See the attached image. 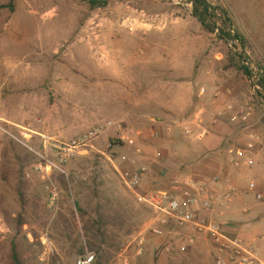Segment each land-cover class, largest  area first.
<instances>
[{
	"label": "rangeland",
	"instance_id": "374dc122",
	"mask_svg": "<svg viewBox=\"0 0 264 264\" xmlns=\"http://www.w3.org/2000/svg\"><path fill=\"white\" fill-rule=\"evenodd\" d=\"M217 5L231 12L245 39L244 49L264 65V0H219ZM0 43H10L9 73L13 76L0 94L5 95V102H12L10 112L14 117L13 109L25 106L35 122L39 109L54 104L56 113L65 117V109L70 106L67 112L78 118L77 126L67 136L48 133L52 138L70 141L111 120L123 121L122 134L136 140L135 146H129L118 138L116 127L109 128L93 141L88 154L76 155L70 161L66 175L53 172L52 180L60 191L57 213L50 207V181L40 168V158L0 133L8 139L4 145L10 144L4 150L0 148V208L10 211L4 215L0 210V264H15L16 247L26 264H52L53 259L58 264H72V253L80 249L83 239L76 201L90 213L95 211L99 197L91 188L96 177L99 192L115 201L120 198L132 213L119 232H133L110 264H117L122 257L131 264H214L210 254L213 247L204 238L189 254L162 255L157 251L159 240L147 235L146 254L137 257L135 238L147 227L150 213L136 192L167 189L174 179L228 170L243 194L253 180L264 189V101L240 69L242 57L231 42L205 30L193 14L169 0H108L106 7L95 9L89 0H0ZM15 43L28 44L23 48ZM77 62L85 65L87 73L81 74ZM203 87L206 93L201 95ZM190 89L192 98L185 105ZM216 89L223 93L221 99H215ZM228 100L247 107L251 113L249 128L240 131L229 127L217 155L224 159L226 148L245 147L247 135L253 132L261 137L255 154L246 153L247 157L255 156L254 167L229 169L227 162H219L204 145L185 142L180 132L173 138H150V115L171 126L195 115L209 123L215 109ZM5 125L16 135L26 132L23 128L16 131L8 122ZM35 138L29 136L28 142L41 150L43 141ZM18 146L29 152L28 157L22 156L23 162L13 158L22 155ZM143 166L148 171L142 187L136 192L130 190L120 171ZM61 176L70 192L63 188ZM32 185L44 188V192H38L40 210L34 216L28 214ZM224 191L219 189L220 198ZM246 200L256 205L246 219H240ZM221 203L219 217L234 232L247 240L264 233V203L258 204L253 193L243 197L238 190L229 202ZM228 209L234 211L236 219L222 215ZM28 222L32 225L25 231ZM7 225L9 232L3 230ZM29 232L33 242L29 241ZM57 250L65 252L68 260L63 261Z\"/></svg>",
	"mask_w": 264,
	"mask_h": 264
},
{
	"label": "built area",
	"instance_id": "2783aa9c",
	"mask_svg": "<svg viewBox=\"0 0 264 264\" xmlns=\"http://www.w3.org/2000/svg\"><path fill=\"white\" fill-rule=\"evenodd\" d=\"M91 1V0H89ZM174 5L185 8L190 14L194 11L193 0H169ZM218 29L215 34L218 33ZM232 32L235 33L234 28ZM231 46L238 50L242 57V64L248 69V80L254 92L262 91L261 81L264 78V65L257 63L248 49H244L240 39L230 40ZM206 93V88L201 89V94ZM215 99H221L223 93L216 89ZM229 97V96H228ZM251 113L244 105H238L233 101H226L218 106L209 123H205L202 116L195 115L183 127V137L192 142L202 141L210 132L206 125H218L225 123L235 130H246L249 128ZM206 124V125H205ZM209 126V125H208ZM116 127L118 138L125 141L129 146H135L136 140L122 134L124 129L123 121H108L105 124L97 125L85 133L75 137L70 141H62L48 136H43L42 149L31 146L28 142V135L24 130L21 135L13 133L0 118V133L8 136L18 144L31 150L40 158V168L48 176L51 191L50 207L60 210V191L52 180L53 172L67 174V166L76 155L89 153V148L93 147V141L109 128ZM167 136L173 135V128H166ZM161 133L157 129L150 132L151 139L160 138ZM245 147L230 146L226 148L225 160L229 169H237L242 166H256L255 156L247 157L246 153H254L261 137L256 133L247 135ZM135 163V161H133ZM148 171L147 166L136 170L128 169L121 172L122 180L127 188L137 191L143 185V180ZM264 182V174L262 177ZM220 188H224V195L220 198L218 193ZM238 191L230 170L215 173L214 175L185 176L174 179L167 189H150L143 193L136 192L139 198L149 209V219L147 227L135 238V255L142 257L147 250V235L159 240V254H189L200 243L201 239L211 242L210 254L214 258V264H264L258 256L257 244L264 242V234L252 239H245L239 233L234 232L231 226L224 222L219 216L218 205L229 202ZM249 195L254 194L257 202L264 203V189L260 187V182L253 180L249 187L244 190ZM256 204L246 200L243 205L244 212L253 210ZM223 215V213H222ZM49 240V239H48ZM49 242V241H48ZM49 244H51L49 242ZM75 264H96L94 253L87 252L78 256ZM117 264H131L127 257H122Z\"/></svg>",
	"mask_w": 264,
	"mask_h": 264
},
{
	"label": "crops",
	"instance_id": "0c3cea01",
	"mask_svg": "<svg viewBox=\"0 0 264 264\" xmlns=\"http://www.w3.org/2000/svg\"><path fill=\"white\" fill-rule=\"evenodd\" d=\"M209 1L214 5H217V3L219 2V0H213V1L209 0ZM229 1L232 2L233 0H229ZM246 6H247V4H246ZM9 44L10 43H0V69L2 68V71H0V80L2 79V82H0L1 83L0 92H2L1 91L2 88L9 82V80L13 76V75H10V73H9V68H10V61H9L10 53L8 52ZM15 44L18 45L19 47L25 48L26 44H28V43H15ZM53 52L56 53L57 51H53ZM77 63L81 67V71H80L81 74L87 73V68L85 67V65L82 62H77ZM3 68H4V70H3ZM190 92H191V89L188 90V98L185 101V105H188V103L190 102V99L192 98V96H189ZM4 97H5V95H2V93H1L0 94V118L3 119L5 122H8L9 126L13 129H15L16 131H21V128L25 129L26 133L28 135L36 137L35 139L39 140V142L43 141V136L51 137L48 135V133L55 134L58 137L59 136L60 137L61 136H67L77 126V124H76L77 121H75V120L78 118L73 116V114H74L73 112L69 113V114L67 112L68 109H70V106H68L67 109H65V113H67V115L65 117L62 116V113H60V114L56 113L57 110H55V108H57V107L55 106V104L50 105V106H46L45 108L42 107L41 109H39V112L37 113L39 115L37 118V121L34 122L33 119L30 118V113L25 106L24 107H18V109H13L15 111L14 114L17 115V118L14 117L13 113L10 112V107L12 105L11 104L12 102L10 101L8 104L7 101L5 102ZM182 102L184 103L183 98H182ZM118 104H120V103H118ZM73 117L75 119H73ZM149 120H151V122H153L151 130L157 129L161 133V136L165 135L167 138H173L176 136H180V133L182 135L183 127L186 126L187 123L190 121V120L178 121L177 126H171V125H165L164 123H159V118H157L156 116L150 115ZM208 125H206V126L208 127L210 132L206 135V137L202 141L195 142V144L197 146L198 145H200V146L204 145L206 148H208L207 151L212 150L211 151L212 153L210 155L213 154L218 159L219 162H222L223 158L221 159V157H219V155H217V153H218V151H221V148H223V144H224L223 138H225V131L229 127L225 123H219L218 125H215V126L211 125V124H208ZM168 126H171L173 128V135L172 136H167V134H166V128ZM47 128H51L52 131L48 132L50 130H47ZM182 137H183V135H182ZM183 139L187 143L192 142L190 140L185 139L184 137H183ZM6 140L8 141V139L3 138V136L0 135V148H2V150H4L7 145H10L9 143H7V145H4L7 142ZM15 145H17V144H15ZM16 148L19 150V152H22V155H19L20 153H18L19 158H17L16 156H14L13 158L19 159V161L23 162V160H25V158L23 159L22 156L25 157V155H26L28 157L29 152L21 146H18ZM215 150H217V151L215 152ZM205 158L206 157H204V159ZM22 165H24V164H22ZM20 174H23V170H21ZM27 174L29 175V172H27ZM17 188L20 191V186H17ZM29 190H30V192H33V195H31V201H30V199L28 201V203H31L30 206L32 208L31 211L29 210L28 214L34 216L37 213V211L40 210V200H39L38 192L39 191L44 192V188H43V186L40 187L39 185H32V186H29ZM238 190L241 193V195H243V197L247 196V194L244 193L245 194L244 195L243 192H241L239 188H238ZM237 192H236V194H237ZM18 204H19V206H21L19 201H18ZM4 208L5 207H1L0 210H2L3 214L5 215L6 211H9V210L6 209V211H5ZM222 213L225 216V218L236 219V217H235L236 215H235L234 211H232V209L231 210L230 209L225 210L224 212L222 211ZM246 214H247V212L243 211V206H242V210H241V214L239 215V218L240 219H246V217H247ZM7 222H8V220H7ZM28 223H30V224L26 223L24 226L25 231H26L25 227L27 228V226L30 227V225H32L31 222H28ZM3 230H6L8 232L11 231L10 226H8V225ZM262 234H264V233H262ZM262 234L260 233V235H262ZM28 236L30 238L29 241L33 242L34 239H33L32 233L29 232ZM257 248H258V256L260 257V259H262L264 261V242H259L257 244ZM58 251L59 250H57L58 256H60L63 261H67L68 259H67L66 253L65 252L63 253L62 250L59 252ZM54 253L56 254V251H54ZM78 256H81V255L78 254L77 252L72 253V260H71L72 264H75Z\"/></svg>",
	"mask_w": 264,
	"mask_h": 264
},
{
	"label": "trees",
	"instance_id": "16d2710c",
	"mask_svg": "<svg viewBox=\"0 0 264 264\" xmlns=\"http://www.w3.org/2000/svg\"><path fill=\"white\" fill-rule=\"evenodd\" d=\"M193 2V16L205 30L210 33H216L218 29L217 36L219 38L226 41L240 39L245 46V39L235 26L233 16L228 9L220 5H214L209 0H193ZM90 4L92 9L106 7L108 0H91ZM233 28L235 33L232 32ZM240 69L248 75L249 71L243 64L240 65ZM261 84L262 91H259L258 97L264 101V78ZM223 160L226 162L225 158ZM96 179L97 177L92 180L93 188H91L99 197L95 211L90 213L87 209H83L80 206V201H76V207L81 212L83 223V239L77 253L83 255L86 251L94 252L96 264H110L125 248L128 241L126 238L133 232L129 230L126 234L121 235L120 233L127 221L132 218V213L120 198L116 197L115 201L107 193L99 192ZM60 181L63 188L70 192V187L64 176L60 177ZM157 251L159 253L158 249ZM13 254L15 264H26L25 260L20 256L17 247ZM52 264H58L57 260L53 259Z\"/></svg>",
	"mask_w": 264,
	"mask_h": 264
}]
</instances>
